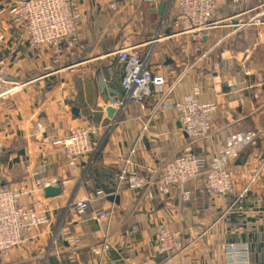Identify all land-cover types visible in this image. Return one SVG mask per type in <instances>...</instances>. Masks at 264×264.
<instances>
[{
    "label": "crops",
    "instance_id": "obj_1",
    "mask_svg": "<svg viewBox=\"0 0 264 264\" xmlns=\"http://www.w3.org/2000/svg\"><path fill=\"white\" fill-rule=\"evenodd\" d=\"M13 1L0 0V9ZM178 7L179 0H119L112 10L107 0H79L78 47L62 58L47 46L31 50L9 15L0 14V58L9 61L2 88L8 93L0 97V183L26 187L24 204L42 201L48 208L47 222L0 264H159L165 256L155 228L161 223L177 233L183 247L174 264H226L229 242H248L252 264H264V166L242 209L230 210L235 194L202 190V177L186 185L187 201L179 187L153 198L142 190L116 191V172L136 141L133 168L144 176L187 143L178 114L162 101L182 99L195 84L202 86L204 101L218 104L212 131L196 143V153L211 158L230 130L264 131V0H219L218 24L204 38L209 55L195 65L191 43L171 23ZM122 47L148 54L149 66L169 83L186 74L171 92L167 86L154 88L140 103L115 107L128 94L117 57ZM85 126L97 128L99 146L74 168L56 141ZM263 161L264 133L257 148L229 164L236 193ZM36 179L59 183L62 192L46 196L45 188L33 190ZM101 188L115 189L119 202L107 195L87 211L76 210L82 195ZM111 208L105 223L112 246L101 256L93 251L103 238L95 217ZM135 225L139 228L131 234Z\"/></svg>",
    "mask_w": 264,
    "mask_h": 264
},
{
    "label": "built area",
    "instance_id": "obj_2",
    "mask_svg": "<svg viewBox=\"0 0 264 264\" xmlns=\"http://www.w3.org/2000/svg\"><path fill=\"white\" fill-rule=\"evenodd\" d=\"M78 1L14 0L8 7L1 8L0 14L9 15L31 50H39L47 46L53 49L56 58H62V56L74 55L78 47L79 30L82 24ZM146 1L157 2L158 0ZM107 2L110 9L118 8L119 0H107ZM218 5L219 0H179L178 12L171 19L172 25L188 37L195 56L194 65L204 61L209 55L210 49L204 48L203 45L204 38L218 24L215 20ZM18 51L19 47H14L13 53ZM117 57L123 66L121 84L128 92L124 101L114 103L118 108H123L128 101L142 102L146 97L153 95L154 88L167 86L168 92H171L186 74L182 73L169 83L166 75L149 66V55L141 56L134 51L133 47L120 48L117 51ZM8 62V59L0 58V97L8 93V90L2 91L7 78ZM202 92V86L195 84L182 99L162 101L165 108L176 111L182 129L189 140L176 154L162 160L160 166L150 176L141 175L137 169L133 168V157L139 144V141H136L116 172L117 192L122 188L142 190L147 197L153 198L154 196L165 197L174 187H179L183 199L187 201L191 198V193L186 185L202 177V190L213 195L235 194L230 210L235 206L238 209L243 208L242 204L260 169L264 166V161L257 173L237 193L229 164L239 158L244 151L257 148L264 131L230 130L211 158L199 155L195 151V145L210 135L214 114L218 108L215 101H204ZM97 134L96 127H79L57 140L56 144L61 146L68 157V164L76 168L83 158L97 151L99 142L94 139ZM86 183L91 184V181L87 179ZM50 184L49 180L36 179L33 190H43ZM28 193L26 187L15 185L7 187L0 183V258L8 257L13 249L28 240L32 229L48 220V208L42 201L36 202L35 206L23 203L22 198ZM107 195L104 189H96L82 195L75 202V208L77 211H87L93 204L105 201ZM112 213V208L101 210L95 217L100 223L103 238L100 245L94 247L93 251L101 256L112 246L108 237L109 225L105 223ZM138 228L135 225L130 233L135 234ZM155 232L160 253L165 256L164 261L159 264H174L173 258L183 250L177 233L164 223L157 225ZM224 254L226 264H252L251 248L248 242H229L224 247Z\"/></svg>",
    "mask_w": 264,
    "mask_h": 264
},
{
    "label": "water",
    "instance_id": "obj_3",
    "mask_svg": "<svg viewBox=\"0 0 264 264\" xmlns=\"http://www.w3.org/2000/svg\"><path fill=\"white\" fill-rule=\"evenodd\" d=\"M164 6H165V3L160 4L159 6L160 13L162 12ZM107 110L109 113L114 111V109L111 107H108ZM44 191H45L46 196H55L62 192V186H60L59 183H55V184L46 186ZM106 193L108 194L111 200H114L117 203L119 202L120 196L115 194V189L113 188L106 189Z\"/></svg>",
    "mask_w": 264,
    "mask_h": 264
},
{
    "label": "rangeland",
    "instance_id": "obj_4",
    "mask_svg": "<svg viewBox=\"0 0 264 264\" xmlns=\"http://www.w3.org/2000/svg\"><path fill=\"white\" fill-rule=\"evenodd\" d=\"M187 39H188V37H187ZM134 51H136V50L134 49Z\"/></svg>",
    "mask_w": 264,
    "mask_h": 264
}]
</instances>
